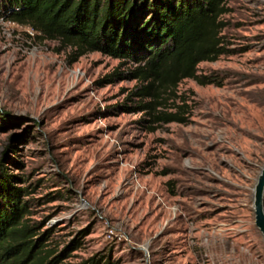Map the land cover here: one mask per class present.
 I'll use <instances>...</instances> for the list:
<instances>
[{
	"label": "rangeland",
	"instance_id": "obj_1",
	"mask_svg": "<svg viewBox=\"0 0 264 264\" xmlns=\"http://www.w3.org/2000/svg\"><path fill=\"white\" fill-rule=\"evenodd\" d=\"M234 53L184 80L190 121L144 127L123 110L135 80L100 84L120 60L0 19V174L32 185V223L62 264H264L254 190L264 168V0H229ZM128 66V65H127Z\"/></svg>",
	"mask_w": 264,
	"mask_h": 264
},
{
	"label": "trees",
	"instance_id": "obj_2",
	"mask_svg": "<svg viewBox=\"0 0 264 264\" xmlns=\"http://www.w3.org/2000/svg\"><path fill=\"white\" fill-rule=\"evenodd\" d=\"M229 0H0V19L31 26L46 39L72 47L76 57L101 52L120 60L100 84L135 80L123 110L145 113L150 131L190 121L191 106L178 95L180 84L193 79L218 84L200 74L199 64L234 53L225 42L224 15ZM128 65V66H127ZM26 180L0 174V264H62L69 251L80 247L79 237L59 254L51 245V229L32 223L34 191ZM79 264H110L94 255Z\"/></svg>",
	"mask_w": 264,
	"mask_h": 264
},
{
	"label": "water",
	"instance_id": "obj_3",
	"mask_svg": "<svg viewBox=\"0 0 264 264\" xmlns=\"http://www.w3.org/2000/svg\"><path fill=\"white\" fill-rule=\"evenodd\" d=\"M256 225L264 237V168L259 176L253 199Z\"/></svg>",
	"mask_w": 264,
	"mask_h": 264
}]
</instances>
